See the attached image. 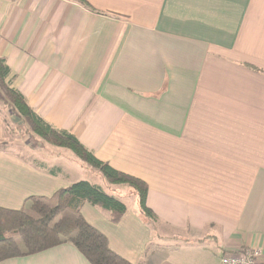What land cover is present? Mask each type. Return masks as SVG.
<instances>
[{
  "label": "crops",
  "instance_id": "1",
  "mask_svg": "<svg viewBox=\"0 0 264 264\" xmlns=\"http://www.w3.org/2000/svg\"><path fill=\"white\" fill-rule=\"evenodd\" d=\"M87 1L94 11L0 0L10 86L97 158L143 180L156 218L105 177L125 213L114 223L85 202L82 216L132 264H223L255 247L264 255V0ZM2 123L0 207L71 184L61 152ZM0 264L90 263L64 243Z\"/></svg>",
  "mask_w": 264,
  "mask_h": 264
},
{
  "label": "trees",
  "instance_id": "2",
  "mask_svg": "<svg viewBox=\"0 0 264 264\" xmlns=\"http://www.w3.org/2000/svg\"><path fill=\"white\" fill-rule=\"evenodd\" d=\"M94 11L87 0H73ZM251 68H258L249 65ZM11 71L6 59L0 57V92L17 116L28 123L29 131L48 143L70 149L80 160L97 169L108 183L132 188L142 213L155 219L154 212L146 205V183L130 174L119 171L97 158L71 132L56 128L42 118L28 104L25 96L10 86ZM57 170V168H55ZM20 209L0 207V261L31 255L48 248L69 243L90 264H132L113 251L107 237L85 220L80 213L87 202L109 213L112 222H118L126 211L123 201L99 184L79 180L59 188L49 197L32 196ZM27 208V209H25ZM73 212L72 216L66 214Z\"/></svg>",
  "mask_w": 264,
  "mask_h": 264
},
{
  "label": "rangeland",
  "instance_id": "3",
  "mask_svg": "<svg viewBox=\"0 0 264 264\" xmlns=\"http://www.w3.org/2000/svg\"><path fill=\"white\" fill-rule=\"evenodd\" d=\"M2 93L0 92V114H1V118H2V124L4 126V128L6 129V131H8L9 133H11V135L16 134V133H23V134H32L28 128V123L22 119L21 117L17 116V114L15 113V111L11 108L10 105H8V103L2 98ZM11 131V132H10ZM43 140V139H42ZM45 141V140H43ZM47 144H49L50 146L48 147H43V145H40L39 147H37V149L39 150H45V149H49V150H54L55 152L58 151V153L61 152V154L58 156V158L56 159L58 161V164L62 165L63 168L61 169V171H66L68 173V176H70L71 178V183L79 181V180H86L89 181L91 183L94 182H98L100 185H103L106 192H108L109 194L115 195L117 196V193L114 191H110L108 188L105 187V185L103 184V180H104V176L102 175L101 172H99L97 169L92 168L91 166H89L87 163H85L84 161L80 160L70 149L65 148V147H59V146H55L52 145L50 143H48L47 141H45ZM30 144L34 145V141H31ZM57 154V153H56ZM67 156H69L70 158H68ZM78 161L80 162L78 164ZM97 172L99 173L97 175ZM124 189H127L125 187H123ZM120 189H122V187H120ZM129 193H131V191L128 188ZM128 195L127 193L123 196V200L124 202L127 204V206L129 207V209H132V196ZM87 205H90L89 207H92L91 204L87 203ZM27 209V208H25ZM82 211L84 212L85 216H87V212L85 211L86 208H81ZM80 209V213L82 212ZM102 213H106L104 211H102ZM66 214L72 216L74 213L73 212H67Z\"/></svg>",
  "mask_w": 264,
  "mask_h": 264
},
{
  "label": "built area",
  "instance_id": "4",
  "mask_svg": "<svg viewBox=\"0 0 264 264\" xmlns=\"http://www.w3.org/2000/svg\"><path fill=\"white\" fill-rule=\"evenodd\" d=\"M15 1V0H8ZM223 264H264V255L261 248L243 249L227 255L222 259Z\"/></svg>",
  "mask_w": 264,
  "mask_h": 264
}]
</instances>
